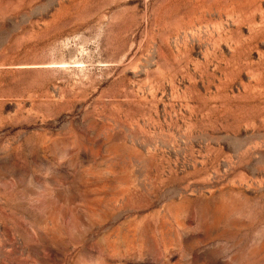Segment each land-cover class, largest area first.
<instances>
[{"label":"rangeland","instance_id":"rangeland-1","mask_svg":"<svg viewBox=\"0 0 264 264\" xmlns=\"http://www.w3.org/2000/svg\"><path fill=\"white\" fill-rule=\"evenodd\" d=\"M0 264H264V0H0Z\"/></svg>","mask_w":264,"mask_h":264}]
</instances>
